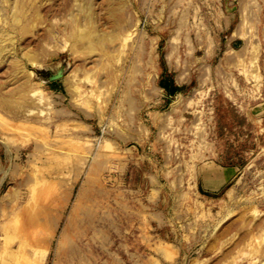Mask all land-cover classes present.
Masks as SVG:
<instances>
[{
    "label": "rangeland",
    "instance_id": "374dc122",
    "mask_svg": "<svg viewBox=\"0 0 264 264\" xmlns=\"http://www.w3.org/2000/svg\"><path fill=\"white\" fill-rule=\"evenodd\" d=\"M0 48V264H264V0H0Z\"/></svg>",
    "mask_w": 264,
    "mask_h": 264
},
{
    "label": "crops",
    "instance_id": "0c3cea01",
    "mask_svg": "<svg viewBox=\"0 0 264 264\" xmlns=\"http://www.w3.org/2000/svg\"><path fill=\"white\" fill-rule=\"evenodd\" d=\"M235 175L236 171L233 168H206L200 172V179L206 187L217 189L231 180Z\"/></svg>",
    "mask_w": 264,
    "mask_h": 264
},
{
    "label": "bare ground",
    "instance_id": "6f19581e",
    "mask_svg": "<svg viewBox=\"0 0 264 264\" xmlns=\"http://www.w3.org/2000/svg\"><path fill=\"white\" fill-rule=\"evenodd\" d=\"M0 51H1V48H0Z\"/></svg>",
    "mask_w": 264,
    "mask_h": 264
}]
</instances>
